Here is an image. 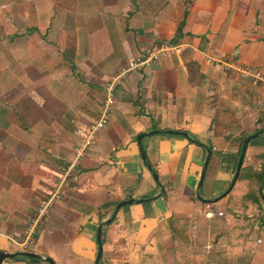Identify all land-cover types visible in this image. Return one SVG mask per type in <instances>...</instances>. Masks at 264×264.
<instances>
[{
    "label": "crops",
    "instance_id": "crops-1",
    "mask_svg": "<svg viewBox=\"0 0 264 264\" xmlns=\"http://www.w3.org/2000/svg\"><path fill=\"white\" fill-rule=\"evenodd\" d=\"M161 47L172 50L150 59ZM112 81L108 124L80 152L77 131L99 120ZM249 86L253 109L241 102ZM224 99L238 106L224 119L241 111L264 131V0H0V252L41 257L2 264H95L102 223L98 264H178L170 218L190 220L191 255L223 252L220 197L236 153L217 148L238 149L243 139L221 137L214 124L212 102ZM151 131L160 133L141 145L158 182L137 142ZM263 156L264 139L247 146L242 167ZM129 199L117 212L99 210ZM259 227L245 244L247 264H264Z\"/></svg>",
    "mask_w": 264,
    "mask_h": 264
},
{
    "label": "trees",
    "instance_id": "trees-1",
    "mask_svg": "<svg viewBox=\"0 0 264 264\" xmlns=\"http://www.w3.org/2000/svg\"><path fill=\"white\" fill-rule=\"evenodd\" d=\"M181 28H177L173 39L179 37ZM216 121H214V124ZM213 128V126H212ZM257 132H264L262 129L245 135L240 141L238 149L235 154V160L233 164V176L239 157L241 146L244 140ZM169 136L183 137L190 143L203 145L200 140L187 132H173L165 133ZM183 134H186L184 136ZM264 139V134L259 135L255 139L248 142V145ZM247 145V146H248ZM208 149L212 152V147ZM145 165L150 166V173H155V169L145 160ZM232 176V177H233ZM235 189H231L227 194L225 218L228 225L225 229L226 235V248L219 254L208 255H191L190 251V228L191 223L188 219L170 218L168 225L171 231L173 240V248L176 255L178 264H247L249 254L248 246L245 248L246 242L252 240V238L258 235L259 231L252 228L253 223L257 220L260 223V231L264 229V164L260 166L242 167L239 170L238 176L233 186ZM117 203L106 202L100 209H106L112 207ZM109 223V222H107ZM26 257H18V259H25ZM32 262H38L41 257L35 259H28Z\"/></svg>",
    "mask_w": 264,
    "mask_h": 264
},
{
    "label": "rangeland",
    "instance_id": "rangeland-1",
    "mask_svg": "<svg viewBox=\"0 0 264 264\" xmlns=\"http://www.w3.org/2000/svg\"><path fill=\"white\" fill-rule=\"evenodd\" d=\"M252 86L249 87H245V93H241L242 95V99L241 102H245L247 103L249 106V109H253V105H251V101L247 102L244 98L247 97L248 95H252V89L250 88ZM234 93H236V91H234ZM233 97L235 98V95H233ZM233 98V99H234ZM223 99V98H222ZM228 99V98H226ZM224 99L223 101H213L212 104H214V107L216 108V111L218 112V116L216 119V124L218 125V128H220L222 130V136L223 138H225L226 136H228V138H233L236 139L237 136L239 135V141L248 134H251L254 131L259 130V128L261 127V125H257V121L258 117L253 118H247L244 119V117H242V112H236L233 113V118H227L224 119L223 116H226L225 113L230 111V106L229 104L232 106L231 109L233 110H237V101L236 100H226ZM226 103V104H225ZM256 107V105H255ZM257 110V107H256ZM238 111V110H237ZM244 129V133H241V130ZM263 135V134H260ZM227 145L226 144H220L218 145V151L221 154H226L228 152H232L233 154L236 153L237 148L233 147V148H225ZM262 156V155H261ZM262 159L264 160V156L262 157ZM262 164V163H261ZM264 164V163H263ZM235 189V188H234Z\"/></svg>",
    "mask_w": 264,
    "mask_h": 264
},
{
    "label": "water",
    "instance_id": "water-1",
    "mask_svg": "<svg viewBox=\"0 0 264 264\" xmlns=\"http://www.w3.org/2000/svg\"><path fill=\"white\" fill-rule=\"evenodd\" d=\"M158 133H160V131H151V132H148V133L140 134L137 137V142H138L139 150H140L139 151L140 152V157H141V159H142V161L144 163H145V160H146V156H145V152H144V150L142 148L141 141H142V139L144 137H147V136H150V135H156ZM168 133H173V132L169 131ZM261 133L262 132H257V133H254V134L248 136L244 140V142L242 143L241 151H240L239 157L237 159L235 173H234L231 185L228 188V190L226 192H224L223 195L220 198H223L224 196H226L228 194V192L233 188L234 183L236 181V178L238 176L239 170H240V168L242 166V162H243V159H244V155H245V152H246V148H247L248 142L250 140L255 139L256 137H258ZM183 135L186 136V134H183ZM210 156H211V151L209 149H206V158H205V162H204V165H203L202 173H201V176H200V179H199V182H198V189L202 185L203 178H204V173L206 171V167H207L208 161L210 159ZM146 167L150 171V166L146 165ZM151 174H152V177L155 180V182H158L156 173H151ZM146 201H148V200H144V202H146ZM135 202H136V200H133V199L121 201V202H119L116 205L115 212H117L121 207L127 206V205H131V204H133ZM102 227H103V223L99 225V227L97 229V232H96L97 253H96L95 264L99 263V260H100L101 255H102V241H101ZM19 256L26 257L28 259H35V258L39 257L38 255L30 253V252H18V253H13V254L0 252V264H2L3 261H5V260L13 259V258H16V257H19ZM43 260L46 263H48V264H53V262H52V260L50 258H44Z\"/></svg>",
    "mask_w": 264,
    "mask_h": 264
},
{
    "label": "built area",
    "instance_id": "built-area-1",
    "mask_svg": "<svg viewBox=\"0 0 264 264\" xmlns=\"http://www.w3.org/2000/svg\"><path fill=\"white\" fill-rule=\"evenodd\" d=\"M171 50L172 49L169 47H161L151 55L150 59L155 60L157 59L159 55L165 54L166 52H169ZM233 69H236L237 71H240V72L248 71V70H245L244 68H239V67H233ZM113 89H114V82L112 81V83L107 85L106 87L105 100L101 108V115H100L99 120L96 123L89 126L85 131H82V132L77 131V135L83 138V140L80 142V148H79L80 152H83L84 150H86L87 147L92 144V142L96 138L99 131L108 124L109 116L111 113V107L114 104ZM56 197H57V194H54L51 196L49 200L42 202V204L39 206L38 215L36 217V220L31 225V229L34 228L37 225V223L40 222L42 218L47 214L48 209L51 207Z\"/></svg>",
    "mask_w": 264,
    "mask_h": 264
}]
</instances>
